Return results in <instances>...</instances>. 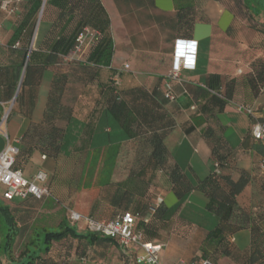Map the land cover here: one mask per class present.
I'll return each instance as SVG.
<instances>
[{
	"label": "crops",
	"instance_id": "0c3cea01",
	"mask_svg": "<svg viewBox=\"0 0 264 264\" xmlns=\"http://www.w3.org/2000/svg\"><path fill=\"white\" fill-rule=\"evenodd\" d=\"M106 1L114 7L122 26L124 55L114 61L111 19L104 0H100L109 17L113 40L111 80L117 79L125 89L134 90L133 97L124 99L132 112L133 137H129L126 128L106 106L95 111L100 107L95 98L100 83L95 79L86 81L85 74L75 65L66 72L58 70V63L39 72L32 71L30 83L22 87L21 98L15 100L27 60L21 68L24 42L32 33L30 48L35 49L47 33L50 22L41 19L43 0L41 3L40 0H0V10L4 13L0 21V121L8 112L0 130L11 138L36 139L45 130L43 120L49 109V93L60 77L91 89L83 98L74 95L67 103H62L70 112L67 117H60L56 111V107L61 106L60 101L52 108L53 123L68 121L64 143L55 158L36 149L24 155V175L32 178L36 171L43 170L47 175L49 195L42 202L32 197L12 201L0 198V205L8 206L20 218L27 215H33V220L40 218L42 224L36 230H41L44 226L57 228L61 217H67L69 211L105 220L122 211L140 212L146 217L160 197L157 205L160 204L162 221L158 224L162 228L151 238L163 245L159 262L199 264L204 260L200 249L206 233L219 220L206 209L208 197L201 185L214 169L212 151L215 146L218 154L232 161L224 174L233 180L241 172L248 175L244 188L234 196L235 202L244 210L264 209V171L259 167L264 160V141H256L251 135L253 122L264 118V76L249 75L251 69L246 62L249 47L263 37L243 26L247 18L242 19L232 1L200 0L196 9L198 19L189 36L197 42L195 68L181 70L180 80H176L169 76L173 43L178 37L172 27L173 0ZM263 13L251 21H263ZM131 26L139 29V33L140 27H150L153 35L148 39L133 38L129 34ZM139 40L146 41L147 45L141 46ZM125 63L128 69H123ZM126 73L131 75L130 79L124 78ZM168 83H172L177 94L173 102L162 96ZM181 83L188 94H182ZM227 90L232 91L228 99L225 98ZM248 108L251 113L246 111ZM154 135L162 139L160 160L149 156L150 143L140 142L143 137ZM87 138L90 140L86 141ZM25 144L29 145V141L19 143V147L23 149ZM111 146L116 148V156L109 183L97 195V175L86 185H80L81 175L92 164L89 161L92 154L99 155L94 169L105 173L110 160L104 163V158ZM171 167L181 173L175 183L167 173ZM17 226L23 236L16 241L14 250L22 248L30 233L29 226H22L20 221ZM84 226V222H78L77 230L83 231ZM261 226L264 231V220ZM226 239L234 250L248 254L249 228L227 231ZM120 250L123 260L135 264L132 255ZM219 262L236 264L223 254L218 256L216 264ZM0 264H11L8 254H0Z\"/></svg>",
	"mask_w": 264,
	"mask_h": 264
},
{
	"label": "trees",
	"instance_id": "16d2710c",
	"mask_svg": "<svg viewBox=\"0 0 264 264\" xmlns=\"http://www.w3.org/2000/svg\"><path fill=\"white\" fill-rule=\"evenodd\" d=\"M199 1L173 0L175 15L172 20V27L178 35L176 39L191 40L189 36L194 22L198 19L196 9L199 6ZM216 1L223 2L224 0ZM229 1L233 2L240 16L242 11H248V18L253 19L264 12V0ZM41 19L48 20L50 27L35 49L30 48L32 33L28 35L24 42V58L21 68L26 58L27 60L15 100L18 101L21 98L22 87L30 83L29 77L32 71L39 72L47 66L59 63L60 58L69 57L76 45L77 36L86 28L96 30L98 34L89 45L85 58L78 63L81 66V73L87 77L86 81L95 79L100 83L97 89V97H95L97 105L100 103V107L95 111L99 112L100 108L106 106L108 112L114 118L119 119L122 126L126 128L129 137H133L135 133L131 129L132 112L127 107L124 99L133 97L132 92L134 90L131 88L127 90L122 86V83L116 84L111 80L113 70L110 64L113 55V40L110 33L109 17L100 0H45ZM259 22L263 23L264 21ZM249 75L264 76V66L254 67L250 70ZM123 76L127 79L131 78L129 73L123 74ZM66 80L68 79L60 77L59 81L54 82L53 89L49 93V109L45 112L43 120L46 125L45 130L41 131L36 139H24L22 137L19 139L20 144L27 140L29 145L26 146L25 144L23 149L19 147L15 159L16 167L22 169L26 159L24 155L30 154L35 149L52 158H55L61 151L68 121L66 123H53V112L51 110L60 101L61 106L56 107L59 116L64 118L70 114L67 108L62 106L61 101V90L66 85ZM168 85L171 98L165 96L166 88L162 92V96L165 100L173 102L177 98V94L173 91L172 83H168ZM208 86L209 88L212 87L210 83H208ZM85 88V85L83 87L81 85L80 89L82 91L78 94L79 97H85L87 90H91ZM181 88L182 94H188V90L182 83ZM231 94L232 91L227 90L225 98H230ZM85 140L89 141L90 138ZM140 142L150 143L152 147L150 157L160 160V157L163 156L161 137L155 135L150 138L143 137ZM215 148L212 151V159L213 163L218 165L217 171L214 167L211 174L201 181V185L208 197L206 209L216 214L219 220L206 233L203 246L200 249L201 255L210 264H216V260L221 254L229 256L236 264H264V231H262L261 226V222L264 220V209L244 210L235 202L234 196L244 188L248 181V175L241 172L239 177L233 180L230 175L224 174V169L230 166L232 161L229 157L218 154ZM115 149L114 146L107 149L104 163L107 160H110V163L107 164L109 166L106 170L107 175L103 177L99 176L101 170L94 169L99 155H90L89 161L92 164H89V167L83 171L80 185H86L96 174L97 195L100 194V189L109 183L113 160L116 156ZM167 173L174 183L179 181L181 173L176 168L171 167ZM47 196L32 198L42 202ZM159 206L160 204L152 205L146 217L140 212L132 213L136 218L134 228L142 232L143 241L154 242L151 240L152 236L157 229L162 228L158 224L162 221L159 218ZM125 212L130 211H122L116 215ZM19 221L22 226H29L30 233L26 235L22 248L14 250L13 246L16 241H19L23 236L21 228L17 226ZM41 224L40 218L33 220V215L21 216L20 218L17 214L14 215L8 206L0 205V254H8L11 264H73L76 260H89L91 262L97 259L103 260L110 248H120L116 239L100 236L90 231L86 225L83 231H78V222L72 223L68 214L67 217L64 215L61 217L55 229L45 228L44 226L41 230H36V227L41 226ZM242 228H249L251 231V245L246 255L234 250L231 243L226 239L227 231ZM40 231L42 237H39L38 232Z\"/></svg>",
	"mask_w": 264,
	"mask_h": 264
},
{
	"label": "built area",
	"instance_id": "2783aa9c",
	"mask_svg": "<svg viewBox=\"0 0 264 264\" xmlns=\"http://www.w3.org/2000/svg\"><path fill=\"white\" fill-rule=\"evenodd\" d=\"M4 6V5H3ZM90 37L87 38V34ZM96 30L90 31L84 29L76 38V45L72 51V55L82 53L84 46L91 44L93 38L97 35ZM197 42L194 40L175 39L173 43V57L170 69V78L180 80L179 73L183 69H194L196 63ZM127 63L123 64V69H128ZM118 84V80H113ZM165 96L171 98L170 87L166 85ZM251 113V109H246ZM8 112H6L0 125L6 120ZM0 134L4 138V146L0 150V198L6 201L15 199L25 200L28 197L42 198L49 194L46 184L47 175L43 170H38L32 178L24 175L23 170L15 166V159L19 152V138H11L7 132L0 130ZM251 135L256 141H264V118L253 122L251 126ZM45 158V155H41ZM217 171L218 165L214 164ZM261 170L264 171V160L259 164ZM161 202V198L157 197V202ZM69 219L72 223L79 221L84 222L87 228L100 236L116 239L118 245L126 254L132 255L135 264H161L159 262V253L162 244L159 242L143 241L142 232L134 228L135 216L130 212L115 215L111 219H94L90 216H82L75 211H69ZM199 264H210L207 260L201 261Z\"/></svg>",
	"mask_w": 264,
	"mask_h": 264
},
{
	"label": "rangeland",
	"instance_id": "374dc122",
	"mask_svg": "<svg viewBox=\"0 0 264 264\" xmlns=\"http://www.w3.org/2000/svg\"><path fill=\"white\" fill-rule=\"evenodd\" d=\"M105 4H106V8L107 11L109 13L110 19H111V31H112V36H113V40L115 42V48H114V61H116V59L118 58V56H123V44L124 41L121 39L122 38V26L120 24V19L117 16V12L115 11L114 7L111 5V3L107 2L106 0H104ZM247 13L248 11H242L241 12V17L242 19L247 18V21L245 24H243V26L245 28H251L253 31L257 32L258 35H261L263 37L262 40L256 41L255 44L252 43V45L249 47V58L246 60L247 62V66L250 69H253L254 67H260V66H264V22H259L258 20H252L250 18L247 17ZM264 14V13H263ZM4 17V13L2 12V10H0V21L3 19ZM261 18V17H260ZM254 19V18H253ZM264 21V20H263ZM142 28L141 32L139 33V29L137 30V28H133L132 26L129 27V34L133 36V38L135 37H146L145 39H148V36L153 35V29L147 26H143L140 27ZM90 31H92V29H89ZM90 33L87 34V38L90 37ZM136 38V39H137ZM140 41V40H139ZM136 43H138V41H135ZM126 44V43H125ZM139 44H141V46H146L147 42L145 41H140ZM89 49V45L88 46H84L82 47L81 51L82 53H77L74 55H70L69 57L66 58H60L58 65L56 66L58 68V70L60 72L62 71H67V69L69 67H74L73 65L76 66L77 69H80L81 66H79V61L81 62L82 59L85 58L86 53L88 52ZM261 51V54H258V52ZM257 55H259L257 57ZM75 85V86H74ZM80 85L79 84H71V82H69V80H66V85L64 86V88L61 90V101L62 103H67L68 100H71L74 95L76 97H78V94L81 93L82 89H80ZM77 89V90H76ZM75 92V93H74ZM89 93H91V90H87L86 95H89ZM82 96V95H81ZM83 97V96H82ZM4 144V139L0 136V148L3 146ZM103 172V171H101ZM107 171H105V173L103 172L102 176H106ZM83 184V183H82ZM39 237H42V232H38ZM42 246V245H41ZM122 262V263H121ZM73 264H128L127 261L122 259V252L120 250V248H115L112 247L110 248L106 255L105 258L103 260H96L94 262H91L89 260H76L74 261ZM218 264H225V262H219Z\"/></svg>",
	"mask_w": 264,
	"mask_h": 264
},
{
	"label": "water",
	"instance_id": "95a60500",
	"mask_svg": "<svg viewBox=\"0 0 264 264\" xmlns=\"http://www.w3.org/2000/svg\"><path fill=\"white\" fill-rule=\"evenodd\" d=\"M44 1H45V0H43V4H44ZM43 4H42V5H43Z\"/></svg>",
	"mask_w": 264,
	"mask_h": 264
}]
</instances>
